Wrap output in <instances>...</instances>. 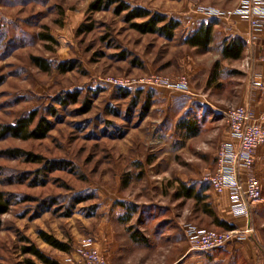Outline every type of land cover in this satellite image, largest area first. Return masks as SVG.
Segmentation results:
<instances>
[{"label":"rangeland","instance_id":"374dc122","mask_svg":"<svg viewBox=\"0 0 264 264\" xmlns=\"http://www.w3.org/2000/svg\"><path fill=\"white\" fill-rule=\"evenodd\" d=\"M94 1L0 0V192L12 200L10 211L0 216V264H42L24 252L31 246L69 264L86 239L111 264H174L191 250L186 225L221 231L197 224L194 219H210L202 213L204 204L176 193L182 184L209 186L206 178L229 132L227 113L243 105L253 77L264 76V32L247 44L242 59L219 60L217 78L209 82L216 64L211 59L224 36L216 34L208 55L185 38L198 28L194 15L201 7L237 6L115 0L108 10L91 13ZM121 2L180 21L175 37L140 34L126 22L127 12L116 13ZM92 24L93 31H79ZM34 58L45 60L50 70ZM155 78L173 85L140 83ZM182 81L186 90L176 86ZM72 93L75 102L67 96ZM193 115L201 118L202 130L186 139L177 124ZM32 116L31 129L50 123L45 138L3 136V127ZM15 150L21 156L7 154ZM123 205L138 210L128 224L120 220ZM253 219L264 238V207ZM137 232L151 246L132 241ZM42 234L70 251L49 245ZM260 250L258 264H264Z\"/></svg>","mask_w":264,"mask_h":264},{"label":"built area","instance_id":"2783aa9c","mask_svg":"<svg viewBox=\"0 0 264 264\" xmlns=\"http://www.w3.org/2000/svg\"><path fill=\"white\" fill-rule=\"evenodd\" d=\"M199 12L210 18L240 17L245 20L252 33L264 29V0H239L237 7L230 11H222L212 7H201ZM254 76L251 85L260 82ZM116 85L125 86L130 83L112 81ZM145 86H167L158 79L141 81ZM179 90H186L185 81L176 84ZM254 112L249 104L233 108L227 113L228 128L234 142H223L220 145L216 158V166L206 181L210 188L218 194L228 191L231 195V209L236 215L248 216L253 205L262 203L263 192L260 182L253 176L244 179L242 170H251L254 167L253 154L256 149L264 146V127L253 122ZM185 236L190 244L191 251L209 254L224 249L231 244L241 242L247 237V232L238 230L215 231L198 228L188 224L184 228ZM69 264H108L101 254L96 242L91 239L82 241L74 252V258Z\"/></svg>","mask_w":264,"mask_h":264},{"label":"trees","instance_id":"16d2710c","mask_svg":"<svg viewBox=\"0 0 264 264\" xmlns=\"http://www.w3.org/2000/svg\"><path fill=\"white\" fill-rule=\"evenodd\" d=\"M115 0H95L89 7V12L97 13L103 10H108L116 4ZM115 11L117 14H122L123 12H127L125 20L130 23L132 28L139 32L140 34H156L160 35L167 40H172L175 37L176 30L180 27L181 23L178 20L168 18L167 15L161 13H152L150 10L142 8V7H131L128 3L121 2L119 3ZM140 19L143 20L141 23L134 22L135 20ZM216 22L211 21L209 23L201 24L194 32H192L188 37L185 38V44L192 48H196L202 53H207L211 50V45L214 41V28ZM94 30L92 25H83L80 28V32H91ZM45 39L52 40V37L49 35L45 36ZM247 48V43L244 39L240 37H227L222 41L221 51L223 60H232L237 61L243 58L245 51ZM33 62L42 68L45 71L50 70V66L45 60H41L39 58H34ZM220 67V62H216L214 69L211 74V78L209 82L213 79L217 78L216 72ZM125 92V96H129L127 90H123ZM72 102L77 100L76 94H68L67 95ZM61 104H66V102L61 101ZM34 123V117L22 118L15 125L5 126L3 127V136L14 137L23 140L29 139H43L47 136L49 130L51 129V125L48 121H43L36 129H31V126ZM177 128L179 131L183 133V136L186 139H191L198 136L202 130V122L201 118L197 115H193L191 117L187 116L182 118L178 124ZM7 154H11L12 157L17 158L21 156L22 152L20 150L9 151ZM31 156V154H28ZM208 187H195L194 185H185L182 184L178 189L176 196L177 198H185V199H194L197 204H202L203 201L207 199L204 195L205 191ZM12 206V200L7 197V195L3 192H0V216L8 213ZM126 207V213L123 217H121V222L124 224H128L133 216L138 213V210L134 208H130L128 205H123ZM203 212L213 216V223L221 229V231H230L233 230V226L228 223L221 221L218 219L214 212L209 209V205H203ZM43 239L54 248L61 250L63 252H69L70 249L64 243L59 242L55 238L50 235L42 234ZM132 240L140 245H144L146 247L151 246V242L148 238H146L140 232L131 234ZM24 252L27 254H31L37 258L42 264H60L57 260L47 256L43 252H41L38 248L31 246L24 248ZM74 258V252L72 259ZM27 264H36L33 261H27Z\"/></svg>","mask_w":264,"mask_h":264},{"label":"crops","instance_id":"0c3cea01","mask_svg":"<svg viewBox=\"0 0 264 264\" xmlns=\"http://www.w3.org/2000/svg\"><path fill=\"white\" fill-rule=\"evenodd\" d=\"M212 1H214V3ZM208 2L210 3V6L233 9L238 5L239 0H211V1L209 0ZM194 17L199 20L198 27L203 23H209L211 21L216 22L214 28V39L216 37V34L220 33L221 35L224 36V38L240 37L244 39L246 43L249 45L250 42L254 41V39H256L260 34L264 32L263 29L260 32L252 33L249 24L245 20L237 16L223 17L222 19H216V18H210L209 16L199 11H196ZM218 28H220V30H218ZM194 31L195 30H193V32ZM213 44L214 41L211 45V50L213 48ZM211 50L207 52V55L212 53ZM211 60L214 62H219V60H223L221 46H220V51L217 54H215L214 58ZM223 61H232V60H223ZM257 80L260 83L254 86L251 85L250 88L252 89L250 88L248 89L247 96L243 105L249 104L251 106L254 112L253 122L264 127V76L262 74L259 75ZM224 142H231V143L234 142L229 132L226 134L224 138ZM253 158H254V167L251 170H242L241 175L244 179L251 176L255 177L260 182L262 186V192L264 195V146L255 150L253 154ZM215 166H216V162L214 165V169ZM204 195L207 197V199L203 201L202 204L204 205L208 204L209 209L214 212L215 216L221 221H224L229 225L233 226L234 227L233 230L247 232V237L243 239L241 242L231 244L224 249H219L209 254H204L200 252L197 253L189 250L183 256V258H181V260H178L177 263L174 264H179L184 259H186L187 256L189 257L186 260L185 264H222L229 261L233 262V264H240V263L258 264L259 259L261 260V255L263 254V252L260 249L264 248V238L261 230L260 229L256 230V228L252 225V222L254 220L253 216L256 215L257 210L262 209L264 207L262 206L264 200H262V203L260 204L253 205L250 208L249 215L244 216V215H236L232 212L231 195L228 191L218 194L215 193L210 188V186H208ZM188 200H194V199H188ZM202 213L205 216H209L210 219L209 221L201 220L200 218L194 219V221L197 224L205 225L208 223L210 225L212 224L215 227H217L213 223L214 221L213 216L204 213L203 209H202ZM96 245L100 250L101 254L106 258L108 264H111V261L109 260L106 252L103 249H101L97 243Z\"/></svg>","mask_w":264,"mask_h":264}]
</instances>
